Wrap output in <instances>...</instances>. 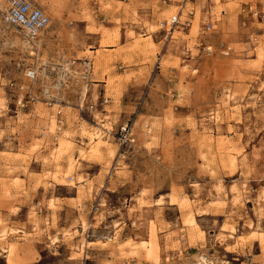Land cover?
Masks as SVG:
<instances>
[{
	"label": "rangeland",
	"instance_id": "1",
	"mask_svg": "<svg viewBox=\"0 0 264 264\" xmlns=\"http://www.w3.org/2000/svg\"><path fill=\"white\" fill-rule=\"evenodd\" d=\"M26 1L60 31L0 21V264H264V0Z\"/></svg>",
	"mask_w": 264,
	"mask_h": 264
},
{
	"label": "built area",
	"instance_id": "2",
	"mask_svg": "<svg viewBox=\"0 0 264 264\" xmlns=\"http://www.w3.org/2000/svg\"><path fill=\"white\" fill-rule=\"evenodd\" d=\"M10 1L12 4L5 17L7 24L25 32L26 38L29 41H34L38 34L48 26L50 17L32 2L26 0ZM188 3H192V0H180L178 13L171 17L169 21L162 22L160 28L166 32H171L172 30L174 32L182 24L181 19ZM190 24L189 21H185L182 26L185 28ZM26 77L29 81H34L36 79V73L34 71H28ZM132 136L127 125L122 128L121 140L123 143L133 142ZM197 264H215V262L209 256L203 255L199 257Z\"/></svg>",
	"mask_w": 264,
	"mask_h": 264
},
{
	"label": "bare ground",
	"instance_id": "3",
	"mask_svg": "<svg viewBox=\"0 0 264 264\" xmlns=\"http://www.w3.org/2000/svg\"><path fill=\"white\" fill-rule=\"evenodd\" d=\"M11 4L12 3L10 0H0V21H2V19H3V23H5L6 27H8V26H7L6 20L4 19L5 17H3V14L8 12V10L11 7ZM57 23H58L57 19L51 18L48 26L38 34L37 38L34 41H29L26 38L25 32H22L21 30H19L18 28L14 27V26H10L9 28H5L4 34H5L6 38H8V40L14 44L19 42V40H20L21 45H23V47H25L27 50H32L34 47H37V50L38 49L41 50L43 48V45L52 42L56 36L55 33L56 32L58 33L59 27H58ZM16 30L21 31V33H24L23 34L24 39L19 38ZM43 62H45V61L43 60ZM45 65H46V63H45ZM101 136H102V134H100L99 132H97V133L95 132L92 135H90V137H89L90 142H91L90 151H96L97 147L103 142ZM63 143H64V141H63ZM68 145H69V143H68ZM85 152H86L85 149L80 150V157H83V154ZM97 152H99V151H97ZM75 163H76V160L73 157L69 158V162H68L69 169H72L75 166ZM192 222H193V220L190 223H192Z\"/></svg>",
	"mask_w": 264,
	"mask_h": 264
},
{
	"label": "crops",
	"instance_id": "4",
	"mask_svg": "<svg viewBox=\"0 0 264 264\" xmlns=\"http://www.w3.org/2000/svg\"><path fill=\"white\" fill-rule=\"evenodd\" d=\"M58 22V21H57ZM59 23V22H58ZM60 31V30H59Z\"/></svg>",
	"mask_w": 264,
	"mask_h": 264
}]
</instances>
